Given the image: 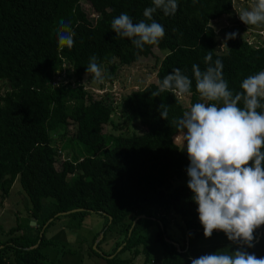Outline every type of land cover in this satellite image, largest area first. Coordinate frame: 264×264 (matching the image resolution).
Here are the masks:
<instances>
[{"label":"trees","instance_id":"16d2710c","mask_svg":"<svg viewBox=\"0 0 264 264\" xmlns=\"http://www.w3.org/2000/svg\"><path fill=\"white\" fill-rule=\"evenodd\" d=\"M177 2L172 16L160 10L154 13L165 36L158 46L141 51L127 38L116 37L111 21L121 13L134 23L144 20L143 11L153 6L152 0H0V84H6L0 90V190L7 195L18 181L28 212L24 223L10 227L7 237L0 239V264H61L41 251L53 241L44 230L61 215L56 212L75 207L82 209L66 215L95 212L104 220L91 242L101 231L95 248L109 239L112 243L100 252L91 244L89 248L105 264H127L139 254L142 264H149L150 226L155 227L154 238L161 247L158 264H191L190 257L240 247L264 257V225L254 232L250 248L229 241L222 231L203 236L187 187L184 141L174 140L180 133L177 120L200 102L192 65L205 70L204 57L211 51L213 61L222 60L229 89L241 91L243 79L264 70V27L260 44L235 37L225 39V48L217 50L210 21L228 14L232 0ZM60 20L70 21L75 32L71 49L58 45ZM93 55L105 69L104 79L120 66L152 61L155 81L120 98L123 118L118 129L136 122L141 131H103L105 123H112L113 107L103 96L92 95L80 80ZM63 64L74 84L56 80ZM176 68L192 79L187 107L167 91L152 96ZM160 105L167 107V120L161 118ZM70 125L74 130L69 134ZM66 147L71 156L59 160L60 148ZM209 246L212 251H206Z\"/></svg>","mask_w":264,"mask_h":264},{"label":"clouds","instance_id":"9594fccd","mask_svg":"<svg viewBox=\"0 0 264 264\" xmlns=\"http://www.w3.org/2000/svg\"><path fill=\"white\" fill-rule=\"evenodd\" d=\"M152 5L144 9L145 19L139 22L134 23L127 13L113 18L115 36L127 38L141 51L145 46H158L165 28L153 15L157 10L164 16L174 15L178 2L152 0ZM238 16L246 25L264 26V0H252ZM56 35L61 49L74 46L70 21L60 20ZM236 35L227 34L225 39ZM204 62L208 66L203 71L198 64L192 65L200 102L190 105L177 120L189 160L187 187L205 238L214 230L222 231L229 241L250 248L254 232L264 225V70L243 79L241 91L234 93L223 77L222 60L213 61L209 51ZM85 71L101 78L105 69L93 55ZM165 91L176 97L191 96L192 79L179 68L173 69L152 96ZM160 108H164L161 118L167 120V107ZM189 259L191 264H264V257L244 247L230 254L214 252Z\"/></svg>","mask_w":264,"mask_h":264},{"label":"rangeland","instance_id":"374dc122","mask_svg":"<svg viewBox=\"0 0 264 264\" xmlns=\"http://www.w3.org/2000/svg\"><path fill=\"white\" fill-rule=\"evenodd\" d=\"M251 3L252 0H232L231 9L228 14L210 21L214 28L217 50L225 48V37L227 34L233 32L237 34L236 37H244L249 43L260 44L262 42L261 31L264 26L246 25L241 22L238 16L240 11L249 8ZM90 15L94 14L90 13ZM66 71H68V67L66 64H63L56 80H63V82L70 81L74 84L76 81L73 78L67 77L65 75ZM110 76V79H104L102 77H92L90 74L83 80L85 88H88L92 95L96 97L103 96L105 101L113 107L110 112L112 123H105L103 125V131H110L114 134L118 133V131L125 134L133 131H141L142 127L136 122L127 128L118 129L123 118L120 98L131 89L142 87L149 82L155 81V70L152 67V61L138 60L133 64L120 66L112 71ZM0 86V90L2 91L6 87V84L1 83ZM180 101L185 107L189 105L188 96L180 97ZM73 130V125H70L68 127V133L70 134ZM174 140L181 143L182 133L176 134ZM70 149L69 147L64 149L60 148L59 160L62 156H71L72 152ZM54 165L58 167L59 162L56 161ZM186 179L188 180L187 173ZM24 199V192L16 180L13 181L7 195H1L0 190V239L7 237V232L10 227L15 226L17 223L25 222L28 217V212L24 208ZM169 219L172 221L175 220V217L169 214ZM103 221L102 217L95 212H89L81 216L61 214L44 230V236L53 241L41 246L40 249L47 259L58 261L61 264H105L102 256L97 253H92L89 248L91 244L92 248L100 252L101 247L106 248L112 243V240L109 239L107 244L103 241L99 244L98 248H95L91 242V236L100 230ZM28 222L30 223V219ZM100 232L94 240L97 239L98 241L100 239ZM154 232L155 227L150 226L146 229V243L149 248V255L152 256V261L149 264H158L160 257L161 247L154 238ZM199 241L202 243L207 242L203 239ZM212 250L213 247L211 246L206 248V251ZM126 254L125 252L122 253L123 256H126ZM142 257L143 255L139 254L127 264H142Z\"/></svg>","mask_w":264,"mask_h":264},{"label":"water","instance_id":"95a60500","mask_svg":"<svg viewBox=\"0 0 264 264\" xmlns=\"http://www.w3.org/2000/svg\"><path fill=\"white\" fill-rule=\"evenodd\" d=\"M91 73H86V71L85 72H83L82 74H81V82H83V80L85 79V78H87V76L88 75H90ZM80 209H82V208H80V207H75V208H72V209H68V210H64V211H58V212H56L55 213V215H57V214H66V213H69V212H71V211H77V210H80ZM143 214H138L137 216H142ZM108 218H110V216L108 215ZM49 220H51V218H48V220L47 221H49ZM32 222V221H31ZM102 236V232H100V235H99V238ZM257 239V238H256ZM97 242V239L96 240H94V242H93V246H95L94 244ZM36 244H34L33 246H35ZM117 248H119V247H117Z\"/></svg>","mask_w":264,"mask_h":264}]
</instances>
